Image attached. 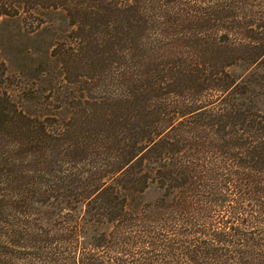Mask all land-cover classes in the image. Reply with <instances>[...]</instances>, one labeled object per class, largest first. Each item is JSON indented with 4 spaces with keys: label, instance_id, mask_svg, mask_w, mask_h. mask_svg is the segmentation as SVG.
Listing matches in <instances>:
<instances>
[{
    "label": "trees",
    "instance_id": "trees-1",
    "mask_svg": "<svg viewBox=\"0 0 264 264\" xmlns=\"http://www.w3.org/2000/svg\"><path fill=\"white\" fill-rule=\"evenodd\" d=\"M11 18L45 48L0 57V264H264V0Z\"/></svg>",
    "mask_w": 264,
    "mask_h": 264
},
{
    "label": "rangeland",
    "instance_id": "rangeland-1",
    "mask_svg": "<svg viewBox=\"0 0 264 264\" xmlns=\"http://www.w3.org/2000/svg\"><path fill=\"white\" fill-rule=\"evenodd\" d=\"M59 29L64 31L66 27L59 26ZM25 33V29L20 28L17 19L2 20L0 22V57L8 64L9 71L25 73L29 81H32L39 71L40 53L45 47L29 39L24 35ZM44 87L47 90L50 89L48 85ZM47 90L43 92V96H48Z\"/></svg>",
    "mask_w": 264,
    "mask_h": 264
}]
</instances>
